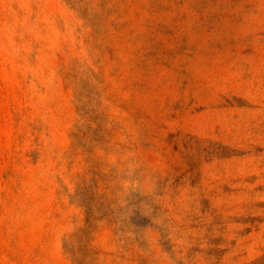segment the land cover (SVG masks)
Returning <instances> with one entry per match:
<instances>
[{
    "label": "rangeland",
    "instance_id": "obj_1",
    "mask_svg": "<svg viewBox=\"0 0 264 264\" xmlns=\"http://www.w3.org/2000/svg\"><path fill=\"white\" fill-rule=\"evenodd\" d=\"M0 264H264V0H0Z\"/></svg>",
    "mask_w": 264,
    "mask_h": 264
}]
</instances>
